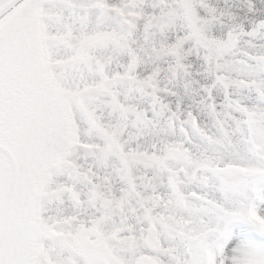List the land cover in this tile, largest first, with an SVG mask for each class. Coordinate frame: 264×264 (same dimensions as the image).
I'll list each match as a JSON object with an SVG mask.
<instances>
[{
	"label": "snow or ice",
	"instance_id": "6c2138e0",
	"mask_svg": "<svg viewBox=\"0 0 264 264\" xmlns=\"http://www.w3.org/2000/svg\"><path fill=\"white\" fill-rule=\"evenodd\" d=\"M0 264H264V0H0Z\"/></svg>",
	"mask_w": 264,
	"mask_h": 264
}]
</instances>
